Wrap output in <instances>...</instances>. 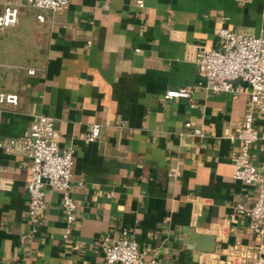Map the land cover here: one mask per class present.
Wrapping results in <instances>:
<instances>
[{
	"label": "crops",
	"instance_id": "0c3cea01",
	"mask_svg": "<svg viewBox=\"0 0 264 264\" xmlns=\"http://www.w3.org/2000/svg\"><path fill=\"white\" fill-rule=\"evenodd\" d=\"M8 1L18 22L0 28V92L18 101L0 103V142L34 114L53 117L58 146L73 149L76 207L64 238L62 194L46 185L32 232L30 160L0 147V264H99L102 238L123 229L148 260L158 250L155 264H224L233 246L255 249L236 204L251 205L259 187L234 177L232 136L253 109L261 138L251 151L264 172V108L247 90L215 91L196 53L216 47L222 27L264 34V0H68L60 10L0 0V12ZM184 86L194 87L190 99L166 98ZM94 124L99 136L87 141Z\"/></svg>",
	"mask_w": 264,
	"mask_h": 264
},
{
	"label": "built area",
	"instance_id": "2783aa9c",
	"mask_svg": "<svg viewBox=\"0 0 264 264\" xmlns=\"http://www.w3.org/2000/svg\"><path fill=\"white\" fill-rule=\"evenodd\" d=\"M28 4L39 10H60L67 6L68 0H27ZM139 7L143 6L137 0ZM43 21V15L37 14ZM18 22V8L8 1L0 12V28L14 27ZM198 72L202 79L213 81L212 88L217 91H228L234 95L247 90L251 96L252 106L264 108V34L253 35L235 32L222 27L218 32V44L212 49L200 47L196 53ZM33 73V69L28 70ZM194 87L184 86L170 89L166 98L192 97ZM18 97L14 93L0 92V103L16 104ZM194 135L202 136L200 128L192 122L185 124ZM100 126L94 124L86 134L87 141H94L99 136ZM57 130L53 117L45 114H34L29 126L17 138L0 142L6 151H15L27 156L30 160V178L27 181V219L32 232L42 224L46 210V185L57 189L62 194V208L66 219L64 238L70 232L74 221L76 203L71 195V168L73 149L60 148L56 141ZM239 141V150L232 153L235 166L234 177L259 187L256 200L251 205L237 203L239 213L250 218V227L259 239L255 249L233 246L228 252L224 264H264V172L254 163L256 155L251 145L261 138L256 124L253 109L243 119L242 126L232 136ZM2 187L0 178V188ZM102 259L99 264H155L158 250L147 259L149 250L141 248L134 236L123 229L117 238L104 237L100 242Z\"/></svg>",
	"mask_w": 264,
	"mask_h": 264
},
{
	"label": "water",
	"instance_id": "95a60500",
	"mask_svg": "<svg viewBox=\"0 0 264 264\" xmlns=\"http://www.w3.org/2000/svg\"><path fill=\"white\" fill-rule=\"evenodd\" d=\"M198 250H200V248H197ZM207 251H210V250H207Z\"/></svg>",
	"mask_w": 264,
	"mask_h": 264
}]
</instances>
